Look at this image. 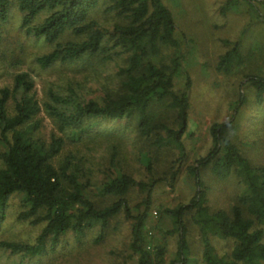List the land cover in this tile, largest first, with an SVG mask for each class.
<instances>
[{"label":"trees","instance_id":"trees-1","mask_svg":"<svg viewBox=\"0 0 264 264\" xmlns=\"http://www.w3.org/2000/svg\"><path fill=\"white\" fill-rule=\"evenodd\" d=\"M15 4L23 14L22 30L54 45L53 51L36 60L43 70L58 65L114 63L117 83L105 96L91 100L72 87L66 92L50 90L44 108L62 134L54 135L50 142L36 136L40 123L35 118L41 106L32 78L18 74L12 87L0 90V223L6 218L9 200L22 194L24 211L19 219L42 227L34 244L4 242L1 247L23 257L41 258L55 253L69 234L81 241L100 227L97 241L103 240L110 222L125 213L133 221L130 249L137 255V264H164L165 249L153 248L145 231L153 194L165 181L152 179L151 160L142 159L149 179L138 181L121 171L120 148L114 143L107 147L111 158L101 182L93 179L85 157L70 153L58 164L55 161L68 144L94 142L88 139L89 133L100 119L133 120L150 147L171 148L178 152L179 162L186 159L183 136L189 121L191 82L176 91L178 58L169 63L163 60L165 50L179 47L172 13L163 0H15ZM10 7V0H0V42ZM98 12L114 18L113 26L96 20ZM66 37L70 39L63 42ZM227 45L229 50L220 58L217 70L230 74L245 60L241 41ZM247 80L257 101L263 102L264 77L248 76ZM246 101L240 97L230 121L211 125L212 150L187 168L195 182L190 202L163 210L173 221L169 234L178 237L176 257L168 264H264V166L252 165L230 137ZM162 110L174 112L176 127L162 116ZM205 169L221 180L234 177L241 186L229 210L209 206L202 177ZM171 175L173 186L178 171L171 169ZM135 189L147 194L136 206V215L126 198ZM95 198L116 200L101 207ZM191 229L200 240L199 257L188 240ZM219 241L229 245L223 255L216 248Z\"/></svg>","mask_w":264,"mask_h":264},{"label":"rangeland","instance_id":"rangeland-1","mask_svg":"<svg viewBox=\"0 0 264 264\" xmlns=\"http://www.w3.org/2000/svg\"><path fill=\"white\" fill-rule=\"evenodd\" d=\"M11 1L8 22L2 28L0 42V90L12 87L15 76L27 73L34 81V95L41 106L35 118L40 123L36 136L50 142L54 135L62 136L54 120L45 111L48 92H66L69 87L86 100L100 99L108 88L117 83V67L98 63L79 65H58L43 70L36 62L39 56L53 51L54 45L42 39L30 37L21 28L23 14ZM163 0L172 13L176 27L177 49L165 50L164 62L178 58L175 74V90H184L187 81L191 82L189 121L183 142L186 159L179 162V154L171 148L155 149L150 147L146 138L140 136L136 122L124 120H98L89 138L94 142L79 145L68 144L56 163L70 153L86 158V166L93 170V179L101 182L103 171L111 158L107 147L119 145L118 162L121 171L138 181L149 179L146 165L142 159L153 163L154 180L165 178L153 194L152 206L148 211L145 227L147 240L154 248L165 249V263L175 259L178 250V237L170 235L173 229L171 217L163 214L167 208L188 204L194 196L195 182L187 173V168L196 160L206 157L213 143L209 133L214 123H225L232 119L241 96L247 101L235 118L230 137L241 147L246 158L254 166H264V101L259 103L256 92L247 77H264V0ZM102 11V9L100 10ZM100 23L113 26L115 19L103 12L94 15ZM69 37L62 41L69 40ZM72 39V38H71ZM242 42L244 65L233 69L230 74L217 70L220 58L229 50L227 42ZM162 116L173 127L174 112L162 110ZM2 150V146H0ZM1 167V164H0ZM171 169L178 171V177L171 186ZM204 185L208 190V202L212 210H229L241 192V186L234 177L221 180L210 169L203 170ZM147 194L135 189L126 196L134 214ZM114 198H95L98 206L113 203ZM23 195L16 194L9 200L6 218L0 223V264H137V255L130 249L133 221L125 213L114 218L104 233L100 227L88 232L78 241L69 234L55 253L41 258L23 257L1 247L4 242L34 244L42 231L30 221H21ZM194 253L199 257L201 244L199 237H188ZM216 248L221 255L229 251L226 242L219 241Z\"/></svg>","mask_w":264,"mask_h":264},{"label":"crops","instance_id":"crops-1","mask_svg":"<svg viewBox=\"0 0 264 264\" xmlns=\"http://www.w3.org/2000/svg\"><path fill=\"white\" fill-rule=\"evenodd\" d=\"M245 1H247V2H249V3H251V4H253L250 0H245Z\"/></svg>","mask_w":264,"mask_h":264}]
</instances>
